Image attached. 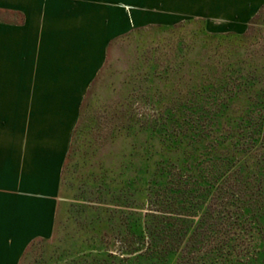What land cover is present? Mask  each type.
Instances as JSON below:
<instances>
[{
    "label": "trees",
    "instance_id": "trees-1",
    "mask_svg": "<svg viewBox=\"0 0 264 264\" xmlns=\"http://www.w3.org/2000/svg\"><path fill=\"white\" fill-rule=\"evenodd\" d=\"M263 15L264 5L241 34L210 33L199 19L148 25L168 32L201 23L162 72L153 59L141 68L146 77L134 102L152 111L122 102L102 121H90L102 66L81 103L61 171L60 197L69 189L74 202L62 219L57 207L52 237L33 240L19 264L39 243L54 249L37 264H191L192 249L214 230L203 233L216 198L227 211L241 203L244 211H261L255 221L264 218V144L256 143L260 127L248 121L264 111V44H250Z\"/></svg>",
    "mask_w": 264,
    "mask_h": 264
},
{
    "label": "crops",
    "instance_id": "crops-1",
    "mask_svg": "<svg viewBox=\"0 0 264 264\" xmlns=\"http://www.w3.org/2000/svg\"><path fill=\"white\" fill-rule=\"evenodd\" d=\"M264 0H32L0 27V264L50 239L60 177L84 96L110 41L148 25L203 20L243 33Z\"/></svg>",
    "mask_w": 264,
    "mask_h": 264
},
{
    "label": "rangeland",
    "instance_id": "rangeland-1",
    "mask_svg": "<svg viewBox=\"0 0 264 264\" xmlns=\"http://www.w3.org/2000/svg\"><path fill=\"white\" fill-rule=\"evenodd\" d=\"M31 7L32 0H0V27L22 24L24 14L29 12ZM261 23L262 25L255 27L254 30L259 34L250 42V44L257 42V47L264 44V15ZM143 27L145 29L134 32L128 38H117L111 46H108L104 68L91 94L89 120L101 117L102 121L107 112L111 114L116 104L122 102L129 104L135 112H147L148 108L144 109L134 102L136 88L144 76V68L142 70L141 68L153 59L159 67L157 73L162 72L167 65L164 60L177 54L175 49L179 45L188 46L190 39L194 38L196 31L200 29L201 23L198 21L190 25L182 23L178 28L168 32H165L163 28ZM248 121L260 127L261 130L256 131L258 137L256 143L262 146L264 144V111L252 112ZM119 145V143L116 145L117 148ZM71 195V191L67 189L59 197L61 219L65 217L67 205L74 202ZM207 200L210 202L212 196L210 195ZM221 200L219 197L215 199L216 204L210 207L213 212L206 213L207 207L210 206L208 201L200 212V214L205 212L210 218L205 222L203 233L214 230L208 233V239L204 235V239L201 236L203 240L200 239V242L192 249L191 264H264V218L261 221L254 220V216L258 215L260 210L253 207L254 209L250 212L244 211L241 209L245 208L244 205L239 203L234 206L235 210L230 212L219 204ZM197 219L196 217L195 222ZM53 249L54 247L49 244H36L24 264H37L48 260L50 254L47 257V253ZM232 251L233 255L230 258L229 253Z\"/></svg>",
    "mask_w": 264,
    "mask_h": 264
}]
</instances>
